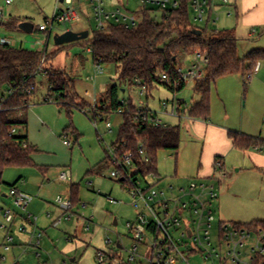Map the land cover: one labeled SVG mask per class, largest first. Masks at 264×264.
I'll return each mask as SVG.
<instances>
[{
    "label": "rangeland",
    "instance_id": "rangeland-1",
    "mask_svg": "<svg viewBox=\"0 0 264 264\" xmlns=\"http://www.w3.org/2000/svg\"><path fill=\"white\" fill-rule=\"evenodd\" d=\"M5 1L0 0V9L4 10V19H7L0 25V36L22 40L23 48L34 51L46 49L54 54L44 66L61 70L73 77L75 91L88 103H98L107 88L117 82L119 72L115 64L103 63L98 68L90 51L81 43H77L79 40L61 45H56L53 41L55 34L67 29L88 30L89 36L91 35L96 29V21L90 0H74L76 4L83 3L81 19L64 25L55 23L47 40L44 32L38 30V25L51 19L56 0H9L7 4ZM102 1L105 11L118 8L126 14H133L138 21L141 18L138 11L142 8L151 9V16L159 21L164 9L160 5L161 1L167 2V8H170L174 1L180 2L147 0L144 4L141 0ZM198 2L203 10L202 19H194L196 11L191 0H188L190 22L205 29L207 33L232 30L237 38L239 58H243L252 49L264 48V0ZM64 7L65 4H58L59 9ZM24 21L33 24L32 32L27 33L18 27L7 26L9 22H16L18 25ZM37 40L44 43L36 44ZM185 59L182 64L189 65L193 55L180 56L179 63ZM35 83L36 90L28 109V121L30 138L36 142L41 140L42 152L38 151L37 158L34 159L47 160L51 165L47 166L46 173L41 172L35 164L4 169L0 183V207H13L17 217L14 218L13 229L9 232L12 236L11 249L5 251L0 245V264L126 262L131 240L125 224L133 220L135 209L131 205L127 186L122 187L119 181L109 177L112 169L110 166L101 169L99 173L94 170V163L106 155L105 144L115 141L123 117L120 114H112L108 118L111 123L109 131L104 120H98L95 125L88 110L83 112L72 108L68 113L54 98L42 102V95L45 96L48 87L44 72L36 75ZM193 87L194 83L189 82L180 91L174 92L159 84L142 97L148 108L158 113L162 123L179 126L177 151L159 149L156 152L157 173L161 178L156 187L187 183L200 165H205L215 152L222 150L221 160L225 176L221 181L215 182L218 198L215 200L216 219L212 233L218 220L240 223L264 220V144L261 148L244 150L233 146L227 149L228 145L225 147V139L230 140L227 135L229 131L264 140V59L257 63L251 73L243 77L239 74L224 75L211 85L210 114L206 121H192L188 116L191 105L199 100V95L194 93ZM138 89V86H125L120 96H130L136 101ZM181 100L185 103L178 107V101ZM163 101L167 102L168 112L178 107L179 117L163 112L160 107ZM38 118L45 122L49 132L40 133ZM208 125L225 129V135L221 136L219 130L210 133L205 128ZM74 130L78 133L77 139H74ZM17 131L18 134L25 133L22 127L17 128ZM63 139L69 140L71 145H63ZM65 168L71 171V181H57L58 172ZM19 178L15 188L33 197L25 210L14 207L10 195L2 196L10 190L8 184ZM72 184L77 187L78 203L74 206L70 219L54 226L52 221L62 214L54 199L57 195H69ZM109 197L115 202L109 201ZM1 221L0 216V224ZM19 227H24V230H19ZM1 235L0 229V237ZM107 239L112 241L111 245L105 244ZM98 251L111 256L112 259L99 263L96 259ZM138 253L139 256L132 264H147L150 254L147 242L140 243ZM2 255L5 256L4 260L1 259ZM187 258L189 264H211L210 259L200 256Z\"/></svg>",
    "mask_w": 264,
    "mask_h": 264
},
{
    "label": "trees",
    "instance_id": "trees-1",
    "mask_svg": "<svg viewBox=\"0 0 264 264\" xmlns=\"http://www.w3.org/2000/svg\"><path fill=\"white\" fill-rule=\"evenodd\" d=\"M177 3L175 8L163 9L159 21L151 16V9L142 8L138 11L141 18L135 26L111 21L77 42L90 51L96 65L113 63L119 72L117 82L111 84L99 102L93 105L75 91L73 77L44 66L54 54L46 49L34 51L21 46L0 45V183L5 168L34 165L31 158L34 149L27 143L26 134H18V131L14 135L8 134L12 128L26 130V110L36 90L35 77L40 72H44L48 86L42 102L54 98L68 113L72 108L83 112L88 110L95 123L98 120L107 122L112 114H120L123 122L113 145L122 151H132L141 173L158 175L156 152L159 149L177 151L179 126L156 127L137 120L134 100L130 96L121 97V90L124 91L125 86H137L139 81L145 84L147 91L159 84L174 92L180 91L185 83L180 81L176 71L179 57L192 55L198 50L206 58V63L203 75L193 87L199 100L191 105L188 116L206 121L210 114L211 85L224 75L243 77L264 59V48L252 49L239 58L237 38L232 30L207 33L190 22L188 0ZM7 26L17 27V24L9 22ZM43 57V64H40ZM163 74L166 79L162 78ZM227 135L233 147L243 150L261 148L264 144V140L243 133L229 131ZM139 144L143 146V155L138 152ZM108 166L110 162L106 156L94 170L100 172ZM17 182L8 185L15 187ZM70 197L75 206L78 203L77 187L73 184ZM240 224L264 226V220Z\"/></svg>",
    "mask_w": 264,
    "mask_h": 264
},
{
    "label": "built area",
    "instance_id": "built-area-1",
    "mask_svg": "<svg viewBox=\"0 0 264 264\" xmlns=\"http://www.w3.org/2000/svg\"><path fill=\"white\" fill-rule=\"evenodd\" d=\"M141 2L145 4L147 0H141ZM191 2L196 11L194 19H202L201 4L198 0H191ZM5 3H9V0H6ZM59 3L65 4V7L59 9ZM90 3L96 21V29H102L111 21L125 26H135L138 22L133 14H126L118 8L109 12L105 11L102 0H90ZM160 5L167 9L166 1H161ZM177 5V1H174L170 8H175ZM4 16V10L0 9V22ZM80 19L81 10L75 7L73 0H56L51 19L38 25V30L44 32L47 39L55 23L64 25L77 22ZM37 43L43 42L37 41ZM3 44L17 47L16 42L12 39L0 36V45ZM192 55L193 59L189 65L179 64L176 68L178 78L185 84L189 82L195 84L203 75L206 63V58L198 50L194 51ZM43 61L44 57L40 64H43ZM99 65L97 64L98 68H100ZM162 78L166 79V76L163 74ZM137 82L138 98L134 101L137 111L136 119L156 127L167 125L162 123L158 118V113L151 111L147 103L143 101L142 97L146 95L147 88L145 84ZM181 103L178 101V107ZM160 107L166 114L179 117L178 107L168 112V105L165 101L161 102ZM105 125L110 131L111 123L107 121ZM16 132L17 129L12 128L8 135H14ZM65 136L67 135L65 134ZM63 142L70 145L67 139H63ZM105 145L107 147L106 156L112 168L109 177L119 181L122 187L127 186L131 205L135 209L133 220L125 224L131 245L127 249L126 262L121 264L134 263L139 256L140 243L145 242H147L150 251L147 264H189L188 256L210 259L211 264H264V226H250L234 221L218 220L214 227V233H212L213 223L216 219L214 206L218 197L215 182L221 181L225 176L221 158H214L212 172L209 176H195L189 178L184 185L167 184L157 188L156 185L161 181L159 175L141 173L135 163L132 151H122L119 146H114L113 142ZM138 152L141 155L144 154L142 144H139ZM56 179L60 182H70V169L60 170ZM9 195L12 198V205L20 210H25L32 200L31 195L15 187L10 188ZM108 200L115 202L110 197ZM54 202L62 211L61 216L52 221V224L57 226L63 220L70 219L74 205L70 194L57 195ZM82 206H84L83 203ZM15 215L13 207L2 209L0 229L6 232L3 243L5 251L11 249L12 236L9 235V230ZM19 230H24V227H19ZM248 241L250 242L248 243ZM105 244L111 245L112 241L107 239ZM117 246L120 247V244L117 243ZM1 259L4 260L5 256H1ZM96 259L99 263H104L112 257L98 251Z\"/></svg>",
    "mask_w": 264,
    "mask_h": 264
},
{
    "label": "crops",
    "instance_id": "crops-1",
    "mask_svg": "<svg viewBox=\"0 0 264 264\" xmlns=\"http://www.w3.org/2000/svg\"><path fill=\"white\" fill-rule=\"evenodd\" d=\"M73 2H74V0H73ZM74 5H75V7H77V8H79L81 11L83 10V3L82 4H76L75 2H74ZM5 20H7V19H3L1 22H0V25L1 24H3V22L5 21ZM6 23V22H5ZM34 30V29H33ZM89 32V31H88ZM48 39V38H47ZM46 39V40H47ZM13 41H15L16 42V44L18 43V46H21L22 45V43H23V41L22 40H13ZM37 41H41V40H37ZM37 41H36V44H42V43H37ZM34 43V42H33ZM44 43V42H43ZM35 44V43H34ZM22 47V46H21ZM39 50H42V49H39ZM185 61H186V59L185 60H183L182 62H180L179 64H181V65H183V66H187V65H185V64H182L183 62L185 63ZM192 61V60H191ZM189 64V63H188ZM42 97H43V95H42ZM181 102L182 103H185L184 102V100H181ZM31 103H32V99H31V101H30V103H29V106H28V108H27V110H26V120H27V126H26V130H25V134H26V136H27V143L30 145V146H32V148L34 149V151L31 153V158H32V161H33V163L36 165V167H39L40 168V170H41V172H44V173H46V171H47V166H50L51 164V162H49V161H47V160H43V159H41V158H39V159H37L36 161H35V159L37 158L36 156V153L38 152V151H41L42 152V150H40V143H41V140H38L37 142H36V140H34V139H32V138H30V123H29V121H28V109H29V107H30V105H31ZM148 105V104H147ZM195 120H197V119H192V121H195ZM38 125H39V128H40V133H47V132H49V128H48V126L45 124V122L41 119V118H38ZM210 133H211V131H212V133H214V132H216V131H218L219 130V132H220V134H221V136L224 134L225 135V132H226V130L225 129H223V128H216V127H213L212 125H208L207 127H205ZM73 134H74V139H77V137H78V133L74 130L73 131ZM227 138V137H226ZM40 141V142H39ZM62 143H63V145H65L66 147H69L70 145H66L64 142H63V140H62ZM227 145H228V147H227ZM229 146H232V144L230 143V140L229 139H225V147H227V149L229 148ZM223 151L221 150V151H219V152H215V154L213 155V157H211L210 158V160L209 161H207V163L205 162V165H200L199 167V169L196 171V173L195 174H192L194 177L195 176H203V177H205V176H209L210 174H211V172H212V161H213V159L214 158H216V157H219V158H223ZM35 155V156H34ZM34 157H35V159H34ZM106 157V155L104 156V158ZM104 158H99L95 163H94V165H97L99 162H101ZM6 169V168H5ZM71 172V171H70ZM97 173H99V172H97ZM193 176H191V177H193ZM190 177V178H191ZM19 180H20V178L18 179V180H16V181H14V182H12L11 184H13V183H15V182H19ZM71 181V180H70ZM17 184V183H16ZM184 184H186V183H184ZM183 184V185H184ZM180 185H182V184H180ZM23 192H25V191H23ZM27 193V192H26ZM3 197H10L9 196V191H8V193L7 194H3L2 195ZM218 198V197H217ZM12 199V198H11ZM32 199H33V197H32ZM32 201V200H31ZM28 206V205H27ZM5 207H11V206H5ZM4 207H0V216H1V220H2V209H3ZM27 208V207H26ZM14 209V208H13ZM19 214H21V213H19ZM22 215V214H21ZM59 216V215H58ZM17 217V216H16ZM15 217V218H16ZM23 218V217H22ZM25 219V218H24ZM15 221V220H14ZM14 221H13V223H14ZM2 222V221H1ZM13 223H12V225H13ZM12 229H13V227L11 226V228H10V230H9V232H11L12 231ZM2 230V229H1ZM5 231H3L2 230V235H1V237H0V245H2V247H3V243H4V235H5ZM3 256V255H2Z\"/></svg>",
    "mask_w": 264,
    "mask_h": 264
},
{
    "label": "water",
    "instance_id": "water-1",
    "mask_svg": "<svg viewBox=\"0 0 264 264\" xmlns=\"http://www.w3.org/2000/svg\"><path fill=\"white\" fill-rule=\"evenodd\" d=\"M17 27L27 33L32 32L34 29L33 24L28 21L20 22L17 25ZM88 33H89L88 30L73 31L72 29H67L60 34H55L53 36V41L56 45L71 43V42L85 39L88 36ZM114 224H115V221H114Z\"/></svg>",
    "mask_w": 264,
    "mask_h": 264
}]
</instances>
